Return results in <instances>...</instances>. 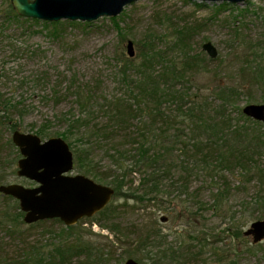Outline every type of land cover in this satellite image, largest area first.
Returning <instances> with one entry per match:
<instances>
[{"label": "rangeland", "instance_id": "374dc122", "mask_svg": "<svg viewBox=\"0 0 264 264\" xmlns=\"http://www.w3.org/2000/svg\"><path fill=\"white\" fill-rule=\"evenodd\" d=\"M8 2L0 0V12ZM37 21L40 24H12L0 30V95L5 102L23 109L11 118L0 115V186L36 187V183L17 175L21 154L12 142L15 131L38 135L43 130L46 136L38 135L43 141L62 138L58 134L68 130V120L88 115L77 104L84 97L96 112L110 98L129 101L140 110L145 102L138 88L143 81L138 69L151 50L172 61L176 70L182 67L185 51L199 60L201 68L184 73L177 89H183L197 103L206 101L211 115L222 110L231 124L250 132L259 130L264 137V124L253 126L256 121L248 118L247 122L243 114L247 105L264 104V0H246L240 5L137 0L119 16L101 18L91 26L72 22L79 24L48 30L42 24L51 22ZM187 31L188 48L184 50L176 44L182 37L179 32ZM129 43L134 48L133 58L128 56ZM206 43L217 49L216 58L203 51ZM160 64L152 63L151 72L160 73L164 67ZM222 91L232 95L228 101ZM170 101L172 98L163 100ZM94 116L98 122L105 120L101 112ZM179 121V117L174 119V129L158 139L163 149L173 154L163 162V178L151 200H138L150 192V186L135 197L125 188L123 195L112 199L105 215L81 220L70 235L100 248L108 264H125L130 245L147 227L160 230L177 254L175 260L171 257L164 264H264V241L254 244L252 237L244 236L254 222L264 220V150L246 167L236 166L232 171L218 170L211 161L196 163L180 152L182 145L190 143V126H181ZM138 123L136 120L132 125L131 133L137 132ZM178 133L179 139L175 137ZM79 135L73 131L71 140L80 142ZM96 159L103 160L99 164L103 170L109 165L102 152ZM182 160L189 170L181 168ZM79 174L108 186L74 164L70 175ZM136 178L134 188L140 184ZM219 189L224 194L223 206L216 211L214 200ZM17 208V200L0 194V264H54L49 261L50 253L64 232V224L51 220L31 228L22 218L13 225L9 215H17ZM101 225L117 232L112 234ZM236 226L242 231L240 239L229 237L233 233L227 231L231 228L233 232ZM88 263L81 257L68 264Z\"/></svg>", "mask_w": 264, "mask_h": 264}, {"label": "trees", "instance_id": "16d2710c", "mask_svg": "<svg viewBox=\"0 0 264 264\" xmlns=\"http://www.w3.org/2000/svg\"><path fill=\"white\" fill-rule=\"evenodd\" d=\"M0 13L2 14L0 15L1 31H3L1 27L5 28L12 24L19 26L32 22L40 24L35 19L30 21L20 17L9 2ZM66 24L73 26L79 23L59 21L52 24L43 23L42 25L48 30L52 28L54 30ZM84 25L91 26L90 23ZM179 33L182 34V37L176 45L186 50L188 44L185 42V37L189 36V31ZM57 35L59 33H56L55 36ZM151 51L142 62L143 66L141 69L140 67L138 69L143 75V81L139 82L138 88L144 95V100L142 101L145 102L140 110H135L137 108L135 107L136 105L129 101L127 102L121 98H110L111 100L106 99L105 104L99 107V112H96L93 109L91 110L92 102L90 100L85 99V97L83 99L80 98L77 104L81 110L88 114V117L84 116L83 118L80 115L75 118L73 116L72 120H68L70 124L68 130L58 134L69 144L74 154L76 167L84 174L92 175L113 188L115 191L114 197L123 195L125 188L131 191L135 197L137 192L144 191L150 186V192L144 191L145 193L143 194L145 196L138 197V200L142 202L145 197L151 200L153 191H157L161 184L162 172L164 173L163 162H167L169 154L172 155L173 151L166 148V150L163 149V144L158 139L172 128L174 129L175 122L173 120L178 119V117L180 120L179 125L184 126L189 123L190 126V138H188L190 143L184 147L182 145L180 152L183 153V157L194 159L196 163L200 160L205 163L211 161L216 163L215 167L218 170L226 169L232 171L236 166L246 167L253 161V157L257 153H261L264 150V137L259 130L250 132L245 127L231 124V120L226 117L222 110H218L216 115L214 114L215 116H213L208 110L206 101L197 103L183 89H177V82L182 81L184 73L201 68L199 60H195L196 58L194 59V57L191 58L185 51L182 67L176 70V66L172 61H167L168 58L166 59L163 55H159L153 50ZM155 61H160L162 63L160 65L164 66L160 73H153L150 70L152 63ZM124 75H126V71ZM126 77L127 82L128 78ZM221 95L227 101L232 96L227 91L226 93L222 91ZM165 98H172V101L165 103L163 102ZM20 106L5 102L0 95V115L3 113L6 115L5 118L8 116L11 118L16 112L19 114L23 113V109H20ZM173 107L177 109L178 114ZM100 112L105 117L102 122L95 120L94 116L95 114L99 115ZM136 120L139 121L135 126L137 132L131 133L130 129ZM246 120H248L247 122L250 121L248 118ZM258 125H262V123H253V126ZM16 127L14 125L12 129L15 130ZM73 131L79 132L80 142L71 140ZM155 131H157V134ZM37 133L40 136H46L43 130H39ZM119 137H121V140L116 143L115 141ZM175 137L179 139V133ZM202 137H205L207 141L205 142ZM174 146L178 145L175 144ZM98 152H102L108 158L109 165L107 164L108 166L106 165L107 167L105 166L104 170V166L101 167L99 165L102 164L103 160L98 162L96 159ZM180 165L181 168L189 170V167L184 166V160L181 161ZM210 170L213 171V168ZM136 177L140 179V184L134 188L133 184L137 181ZM219 191L220 189L218 190V196L215 195L214 200V210L216 211H219L223 206L224 194ZM10 198L12 197H8V199ZM17 210V215H9V220H11L13 225H16L24 218V213L19 208ZM108 211L109 205L99 215H105ZM46 222L48 221L32 224L31 228L42 226ZM52 222L63 226L60 220L56 219L52 220ZM77 227H63L62 230L64 232L57 239V243L50 253L49 261H53L54 264H68L75 258L84 257L88 260V264H92V262L93 264H108L103 259L104 254L99 250L100 248H94L93 245L84 243L81 238H75V234L70 235ZM101 227L112 234L117 232L109 226L101 225ZM154 228L158 229L156 225ZM234 228V230L232 229L233 232H231V228L227 230L228 233H233L229 237L233 236L240 239L242 236L241 228L239 226ZM160 232V230H152L150 227L144 228L130 245L132 249L129 259H134L144 264H164L171 257L175 260L177 257L176 252L171 246L166 244L165 238ZM118 238L117 236L116 241H118Z\"/></svg>", "mask_w": 264, "mask_h": 264}, {"label": "water", "instance_id": "95a60500", "mask_svg": "<svg viewBox=\"0 0 264 264\" xmlns=\"http://www.w3.org/2000/svg\"><path fill=\"white\" fill-rule=\"evenodd\" d=\"M137 0H9L14 11L22 18L45 22L92 23L101 18L119 16L126 6ZM201 3H229L240 5L246 0H196ZM211 58L218 55L217 49L206 43L202 47ZM132 43L128 45V56L134 57ZM243 114L264 124V104L247 105ZM12 142L19 149L17 175L36 183L26 188L20 184L0 186V194L19 202L24 222L60 220L66 227H73L81 220L92 218L102 212L112 201L115 191L84 175L71 176L74 170V154L62 138L43 141L36 134L15 131ZM252 237L254 244L264 241V220L254 222L244 232ZM125 264H140L128 259Z\"/></svg>", "mask_w": 264, "mask_h": 264}]
</instances>
